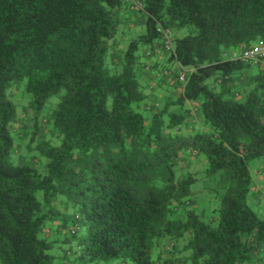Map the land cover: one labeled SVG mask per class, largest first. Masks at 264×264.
<instances>
[{
    "label": "trees",
    "instance_id": "16d2710c",
    "mask_svg": "<svg viewBox=\"0 0 264 264\" xmlns=\"http://www.w3.org/2000/svg\"><path fill=\"white\" fill-rule=\"evenodd\" d=\"M262 44L264 0H0L2 264H264Z\"/></svg>",
    "mask_w": 264,
    "mask_h": 264
},
{
    "label": "rangeland",
    "instance_id": "374dc122",
    "mask_svg": "<svg viewBox=\"0 0 264 264\" xmlns=\"http://www.w3.org/2000/svg\"><path fill=\"white\" fill-rule=\"evenodd\" d=\"M22 88H23V90H24V92L26 94L27 100L31 101V97L25 91L24 85H22ZM158 89L161 90L160 87ZM149 91L150 90H148L147 92L149 93ZM16 98L18 100H22L23 99V95H22V93L20 91L17 92ZM18 102L16 101L15 103L18 104V111H20L23 108H25V106H26L25 102L26 101H25V99H23L22 101H18ZM47 113H48V110L45 107L42 116L46 117ZM22 119L23 118H21V120ZM21 122H23V121H20V124L18 126L19 128L22 126ZM263 165H264V161L261 160V159H257V160H254V161L250 162L249 168H250V172H251L252 177H253V187L259 188L262 191V194L264 195ZM206 187H208V185L202 179H200V181L194 186V191L197 192L198 195H199L198 198L206 199L205 200V205L203 204L202 205L203 207H200V209H204L205 206H208L209 196L210 195H209L208 190H205ZM61 198L64 200L65 205H66L67 204V200L64 197H61ZM65 205H64V207H65ZM68 205H69L68 208L66 206V208H67L66 210L68 211V214L73 216V217L77 216L79 214L78 208H76L77 210H74L72 205H70V204H68ZM249 205L252 208V210L261 219H264V203L262 204V206H260V205H258V203H254L252 201V199H249ZM77 229H79V228H77ZM71 234H72V227H71V230H70V228H68L66 232L64 231L62 234L54 236V238L56 240L55 248L57 249V251L54 252L55 257H56V260H55L54 264H64V262H65L64 253L66 252V250L74 251L77 248L78 243L81 242L80 239H75L74 241H71V242L66 241L67 238H69ZM0 264H2L1 259H0ZM111 264H120V263L117 261V262H114V263H111Z\"/></svg>",
    "mask_w": 264,
    "mask_h": 264
},
{
    "label": "built area",
    "instance_id": "2783aa9c",
    "mask_svg": "<svg viewBox=\"0 0 264 264\" xmlns=\"http://www.w3.org/2000/svg\"><path fill=\"white\" fill-rule=\"evenodd\" d=\"M258 56H264V44L258 46L257 48H255L253 51H247L243 54V57L245 59H255Z\"/></svg>",
    "mask_w": 264,
    "mask_h": 264
},
{
    "label": "clouds",
    "instance_id": "9594fccd",
    "mask_svg": "<svg viewBox=\"0 0 264 264\" xmlns=\"http://www.w3.org/2000/svg\"><path fill=\"white\" fill-rule=\"evenodd\" d=\"M181 80L183 81V80H185V76H184V74L182 75V78H181Z\"/></svg>",
    "mask_w": 264,
    "mask_h": 264
},
{
    "label": "crops",
    "instance_id": "0c3cea01",
    "mask_svg": "<svg viewBox=\"0 0 264 264\" xmlns=\"http://www.w3.org/2000/svg\"><path fill=\"white\" fill-rule=\"evenodd\" d=\"M159 58V57H158ZM160 58H162V56H160Z\"/></svg>",
    "mask_w": 264,
    "mask_h": 264
}]
</instances>
